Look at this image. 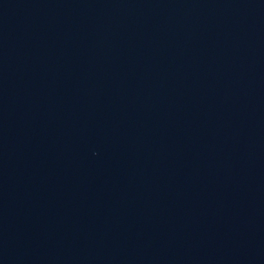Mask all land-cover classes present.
Listing matches in <instances>:
<instances>
[{
  "label": "water",
  "instance_id": "water-1",
  "mask_svg": "<svg viewBox=\"0 0 264 264\" xmlns=\"http://www.w3.org/2000/svg\"><path fill=\"white\" fill-rule=\"evenodd\" d=\"M0 264H264V0H0Z\"/></svg>",
  "mask_w": 264,
  "mask_h": 264
}]
</instances>
